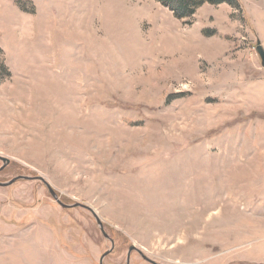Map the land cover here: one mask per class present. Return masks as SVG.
Here are the masks:
<instances>
[{
  "label": "rangeland",
  "instance_id": "374dc122",
  "mask_svg": "<svg viewBox=\"0 0 264 264\" xmlns=\"http://www.w3.org/2000/svg\"><path fill=\"white\" fill-rule=\"evenodd\" d=\"M0 0V182L42 177L157 264H264V0ZM0 161V168L2 167ZM93 215L0 187V264H99ZM130 264H150L137 253Z\"/></svg>",
  "mask_w": 264,
  "mask_h": 264
},
{
  "label": "water",
  "instance_id": "95a60500",
  "mask_svg": "<svg viewBox=\"0 0 264 264\" xmlns=\"http://www.w3.org/2000/svg\"><path fill=\"white\" fill-rule=\"evenodd\" d=\"M258 53L262 59V66L264 67V50L262 49V47H258ZM0 161L2 162V167L0 168V173L10 164V160L5 158V157H1L0 156ZM20 180H32V181H40L42 182L48 189L49 193L51 194V196L54 198V200L62 207V208H66V209H73V208H83L87 211H89L93 217L95 218L100 231L102 232L103 236L105 239L110 240L112 247L110 250H108L106 253H104L102 255V257L100 258V262L99 264H104V260L105 258L113 251L114 249V241L112 239H110L109 235L106 233L104 226L101 222V220L99 219V217L97 216V214L94 212V210L88 206L82 205V204H74V205H65L58 197V195L56 194V192L54 191V189L48 184V182L42 178V177H27V176H19L16 177L14 179H12L11 181L7 182V183H2L0 182V187H9L11 185H13L14 183H16L17 181ZM133 252H137L143 260H145L146 262L150 263V264H157L156 262L152 261L151 259H149L148 257H146L144 255V253L140 250H138L136 247L132 246L130 247L129 251H128V255H127V260H126V264H130L131 262V255Z\"/></svg>",
  "mask_w": 264,
  "mask_h": 264
},
{
  "label": "trees",
  "instance_id": "16d2710c",
  "mask_svg": "<svg viewBox=\"0 0 264 264\" xmlns=\"http://www.w3.org/2000/svg\"><path fill=\"white\" fill-rule=\"evenodd\" d=\"M173 12L178 19H190L198 8L204 4L219 5L229 3V0H159Z\"/></svg>",
  "mask_w": 264,
  "mask_h": 264
}]
</instances>
